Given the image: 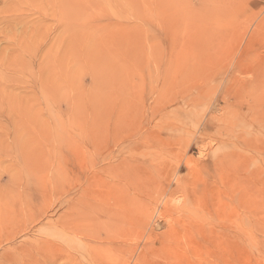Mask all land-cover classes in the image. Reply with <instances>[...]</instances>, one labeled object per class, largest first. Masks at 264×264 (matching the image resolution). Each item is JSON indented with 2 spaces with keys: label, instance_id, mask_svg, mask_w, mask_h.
<instances>
[{
  "label": "rangeland",
  "instance_id": "obj_1",
  "mask_svg": "<svg viewBox=\"0 0 264 264\" xmlns=\"http://www.w3.org/2000/svg\"><path fill=\"white\" fill-rule=\"evenodd\" d=\"M0 259L264 264V0H0Z\"/></svg>",
  "mask_w": 264,
  "mask_h": 264
},
{
  "label": "bare ground",
  "instance_id": "obj_2",
  "mask_svg": "<svg viewBox=\"0 0 264 264\" xmlns=\"http://www.w3.org/2000/svg\"><path fill=\"white\" fill-rule=\"evenodd\" d=\"M152 114H153V112H152ZM149 116V115H148ZM152 117V116H151ZM147 120H150V119H147ZM152 122V121H151ZM150 122V123H151ZM94 137V136H93ZM96 147V146H95ZM81 150H79V152H80ZM121 151V150H120ZM80 153H82V151L80 152ZM72 154H73V152H72ZM75 155H76V153H75ZM85 156V155H84ZM109 159V158H108ZM76 162V161H75ZM124 162V161H123ZM127 162V161H126ZM129 162H131V160L129 161ZM63 163V162H62ZM141 163V162H140ZM139 163V164H140ZM76 164V163H75ZM123 164V163H122ZM135 164H136V162H135ZM63 165V164H62ZM128 165V164H127ZM126 165V166H127ZM141 165H143V163H141ZM128 166H131V165H128ZM142 167H144V166H142ZM124 168H125V166H124ZM133 168V167H132ZM139 168V167H138ZM126 169V168H125ZM153 169H154V167H153ZM137 170V169H136ZM116 171V170H115ZM130 171V170H129ZM152 171H154L155 173L158 171H155V169L154 170H152ZM161 171V170H160ZM118 172V171H117ZM116 172V173H117ZM197 172V171H196ZM134 173V172H133ZM152 174V173H151ZM151 174H150V176H151ZM145 175V174H144ZM153 175V174H152ZM156 175H158V174H156ZM194 175V174H193ZM192 175V176H193ZM149 176V175H148ZM159 176H160V174H159ZM156 177V176H155ZM158 177V176H157ZM153 179V178H152ZM151 179V180H152ZM141 181V180H140ZM190 181V180H189ZM153 182V181H152ZM183 182V181H182ZM150 184V183H149ZM135 185V184H134ZM140 185H142V184H140ZM148 185V184H147ZM151 185V184H150ZM182 186L180 187V188H182L184 185L183 184H181ZM200 185V184H199ZM146 186V185H145ZM177 186H179V184L177 185ZM176 186V187H177ZM189 186V185H188ZM133 187H135V186H133ZM191 187V186H190ZM195 188H196V186H194ZM108 188V187H107ZM192 188V187H191ZM143 189V188H142ZM146 189H148L147 188V186H146ZM187 189H188V187H187ZM190 189V188H189ZM197 189H198V187H197ZM73 190V189H72ZM179 190V189H178ZM184 190V192L183 191H181L180 190V192H182L183 193V195H184V193H185V189H183ZM190 190H193V189H190ZM114 191V190H113ZM132 192V191H131ZM112 193V192H111ZM143 193V192H142ZM179 193V192H178ZM187 193V192H186ZM185 193V195H187ZM188 193H189V190H188ZM114 194H115V192H114ZM181 194V193H180ZM64 195V194H63ZM132 196V195H131ZM180 196V195H179ZM189 196V197H188ZM187 197L188 198H186L187 200H188V203H189V206H196V207H198V208H201V209H198V210H200L201 211V215H194L193 217V219H194V221L192 220H190V221H188L185 217H182L181 218V220L180 219H174L175 220V222H176V225H177V227L179 226V225H182V229H183V231L187 234V235H192L193 233L195 234H198V235H202V193H199V195L197 196L196 195V193L195 192H190L189 193V195H188ZM113 197V196H112ZM181 197V196H180ZM66 198V197H65ZM135 199V198H134ZM182 200H183V198H182ZM185 200V199H184ZM184 202H186V200L184 201ZM148 203V202H147ZM181 204H182V201H181ZM187 205V204H186ZM64 206V205H63ZM77 206V205H76ZM79 206V205H78ZM189 206L188 207H186V213L188 214V208H189ZM73 208V207H72ZM75 208V211H76V207H74ZM74 208L73 209H71L70 207H68L66 210H65V212L62 214V218H63V222L61 223V225L59 226V228H60V231H61V233H60V238H61V244L60 245H62V246H58L59 248H54V250L57 252L58 251V253H57V256H58V254H59V256H61V253L65 256V258L67 259V260H69V261H71V262H75V260H77V258L74 256V254L75 253H77L78 251V245L81 243H79L78 244V242H77V240H78V238H77V233H76V231L74 230V221H75V218H74V216H70V215H73V213H74ZM192 208V207H191ZM195 209V208H194ZM81 211H82V209H81ZM180 211V210H179ZM196 211V210H195ZM175 212V211H174ZM178 212V211H177ZM184 211H183V213H185ZM108 213V212H107ZM180 213H181V211H180ZM198 213V212H197ZM75 214V213H74ZM178 214V213H177ZM193 214H191L190 216H192ZM68 216H70V217H68ZM185 216V215H184ZM68 217V218H67ZM175 217V216H174ZM177 217V216H176ZM90 219V218H89ZM97 220V219H96ZM173 222V221H172ZM174 222V223H175ZM105 224V223H104ZM171 224V223H170ZM172 225V224H171ZM168 227V226H167ZM177 229V228H176ZM181 229V230H182ZM179 232V231H178ZM165 233V232H164ZM167 233V232H166ZM79 234V233H78ZM193 234V235H194ZM163 235V234H162ZM172 235H173V233H172ZM176 235V234H175ZM182 236V235H181ZM195 236V239H196V235H194ZM175 237V236H174ZM193 237V236H192ZM162 238H164V236L162 237ZM166 238H168V236L166 237ZM194 238V237H193ZM181 239H182V237H181ZM189 239V238H188ZM187 239V240H188ZM200 240H201V238H199ZM164 240V239H163ZM173 240H175L174 238H173ZM172 240V241H173ZM183 240H185V239H183ZM153 242V241H152ZM162 242V241H161ZM165 242V241H164ZM174 242V241H173ZM172 242V243H173ZM176 242V241H175ZM183 242H185V241H183ZM199 242V241H198ZM84 243V242H83ZM168 243H170V242H167V244ZM192 243V242H191ZM82 244V243H81ZM94 244V243H93ZM162 244H163V242H162ZM178 244V243H177ZM87 245V244H86ZM174 245V244H173ZM179 245V244H178ZM185 245V244H184ZM199 245V244H198ZM197 245V246H198ZM163 246V245H162ZM190 246V245H189ZM200 246V245H199ZM198 246V247H199ZM54 247V246H53ZM82 247H83V245H82ZM87 247V246H86ZM43 248L44 247H42V249L41 250H43ZM48 248H51V246H49L48 245ZM80 248H81V246H80ZM165 248H167V247H165ZM170 248V247H169ZM180 248V247H179ZM181 248H182V246H181ZM82 250L81 251H83V249L84 248H81ZM163 249V248H162ZM52 250V249H51ZM177 250V249H176ZM167 251V250H166ZM26 252V251H25ZM86 252V251H85ZM44 253V252H43ZM54 253V252H53ZM84 253V252H83ZM145 253V252H144ZM46 254V253H45ZM44 254V256L45 257H47L46 255ZM87 254V253H86ZM172 254V253H171ZM170 254V255H171ZM41 255V254H40ZM55 255V254H54ZM92 255V254H91ZM160 255V254H159ZM182 255V254H181ZM50 256H53V255H50ZM56 255L54 256V257H56L57 259L59 258V256L57 257ZM90 256V255H89ZM185 256V255H184ZM44 257V258H45ZM78 257V256H77ZM84 258L85 260H86V258L84 257V255H82L81 256V258ZM48 258V257H47ZM81 258H80V260H81ZM46 259V258H45ZM51 259V258H50ZM55 259V258H54ZM83 259V260H84ZM1 260V259H0ZM52 260V259H51ZM84 260V261H85ZM2 262V261H1ZM73 262V263H74ZM76 262H78V261H76ZM83 262V261H82ZM6 263H7V260H6ZM48 263V262H47ZM79 263V262H78ZM85 263V262H84ZM4 264V263H3ZM8 264H9V262H8ZM88 264V263H87Z\"/></svg>",
  "mask_w": 264,
  "mask_h": 264
}]
</instances>
